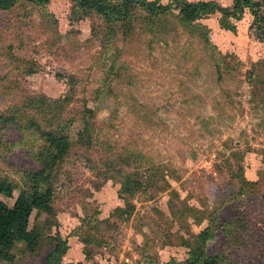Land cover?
<instances>
[{
    "label": "rangeland",
    "instance_id": "374dc122",
    "mask_svg": "<svg viewBox=\"0 0 264 264\" xmlns=\"http://www.w3.org/2000/svg\"><path fill=\"white\" fill-rule=\"evenodd\" d=\"M72 8L50 0L0 9V178L16 187L0 196L7 208L42 167V140L20 125L33 118L65 136L50 211L29 218L35 249L16 243L0 264H43L59 240V264L180 263L212 219L208 255L264 264V97L253 95L264 42L249 30L250 13L235 32L219 27V14L197 21L210 48L177 24V9L150 31L139 14L128 38L107 39L101 17ZM85 128L90 145L80 143ZM240 168L251 185L234 198ZM128 175L140 180L132 196L121 189ZM221 223H232L228 233Z\"/></svg>",
    "mask_w": 264,
    "mask_h": 264
},
{
    "label": "trees",
    "instance_id": "16d2710c",
    "mask_svg": "<svg viewBox=\"0 0 264 264\" xmlns=\"http://www.w3.org/2000/svg\"><path fill=\"white\" fill-rule=\"evenodd\" d=\"M73 2V13H79L86 15L88 13L95 14L102 18L105 29L106 38L115 39L117 36L122 35L125 39L128 38L138 22L140 15L143 14L145 20L144 26L150 31L153 25L159 24V15L170 13L173 9H177L176 22L181 25L186 31L198 36L202 44L206 47L212 48L209 41L208 30L205 25L197 22L202 17L208 14H219L217 22L220 28L223 30L235 32L236 21H240L244 12L247 10L252 16L249 30H253L254 38L258 41L264 42V0H233L231 7H222L215 2L196 1L190 2L186 0H171L168 5H161L157 0L145 1V0H71ZM50 0H0V9L8 10L13 8L16 4H31L43 8L48 4ZM165 17H163L164 20ZM111 43H107L104 48L103 57L106 52L111 50ZM110 71L105 72L104 81L107 82L108 87L114 82L112 76V66H109ZM33 70L28 73H33ZM259 81V82H257ZM256 83L261 84L262 88L256 95L254 91L253 95L260 99L264 97V79L259 78ZM3 117L0 115V120ZM8 121V120H6ZM4 121V123H6ZM13 125H17L15 117L10 119ZM23 131H32L38 135V138L42 140V145L37 152L42 167L39 172L35 173L31 178L33 183L30 186L21 189L14 199L11 208H7L5 203L0 200V260L9 259L10 248L16 243L22 242L29 249L34 250L36 246V240L38 233L35 229L29 230V218L33 211L37 212H49L52 201V188L49 184L50 175L55 166L61 160L64 155L65 149L63 142L65 136L61 133H55L53 131H44L39 124L33 119H27L26 123L20 125ZM85 140L80 143L85 145L91 144V138L87 128L84 129ZM84 136V135H83ZM239 187L240 190L236 191L233 195L234 198L241 196L244 188L251 185L243 177L242 169H239ZM140 180L132 179L129 175L126 176L122 186V193L128 196L134 195L139 190ZM41 184L45 186L44 190L40 189ZM15 186L7 179L0 178V196L6 198H12ZM117 213H128L121 208H117ZM212 223L205 228L196 238L195 244L191 246L188 252V258L180 263L169 261L166 264H229L228 257L222 251L208 255L205 248V241L211 237L208 233L209 229L215 230V226ZM232 223H221L224 227V231L228 233ZM89 241V239H87ZM65 241L59 240L56 245L47 254L43 264H59L61 255L65 252Z\"/></svg>",
    "mask_w": 264,
    "mask_h": 264
},
{
    "label": "crops",
    "instance_id": "0c3cea01",
    "mask_svg": "<svg viewBox=\"0 0 264 264\" xmlns=\"http://www.w3.org/2000/svg\"><path fill=\"white\" fill-rule=\"evenodd\" d=\"M248 13H249V11L246 10V11L244 12V14H243V17H249V15H250V17H252L251 14L248 15Z\"/></svg>",
    "mask_w": 264,
    "mask_h": 264
}]
</instances>
